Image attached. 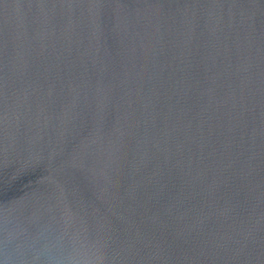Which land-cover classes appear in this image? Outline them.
Instances as JSON below:
<instances>
[{
    "label": "water",
    "instance_id": "1",
    "mask_svg": "<svg viewBox=\"0 0 264 264\" xmlns=\"http://www.w3.org/2000/svg\"><path fill=\"white\" fill-rule=\"evenodd\" d=\"M0 264H264V0H0Z\"/></svg>",
    "mask_w": 264,
    "mask_h": 264
}]
</instances>
